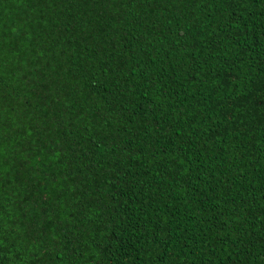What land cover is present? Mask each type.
Returning <instances> with one entry per match:
<instances>
[{
    "label": "trees",
    "instance_id": "obj_1",
    "mask_svg": "<svg viewBox=\"0 0 264 264\" xmlns=\"http://www.w3.org/2000/svg\"><path fill=\"white\" fill-rule=\"evenodd\" d=\"M0 264H264V0H0Z\"/></svg>",
    "mask_w": 264,
    "mask_h": 264
}]
</instances>
